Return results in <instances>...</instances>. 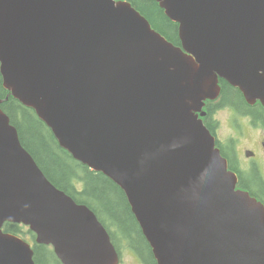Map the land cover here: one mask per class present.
I'll return each instance as SVG.
<instances>
[{"label": "water", "instance_id": "1", "mask_svg": "<svg viewBox=\"0 0 264 264\" xmlns=\"http://www.w3.org/2000/svg\"><path fill=\"white\" fill-rule=\"evenodd\" d=\"M156 1L181 45L129 1L0 0L4 86L125 188L158 264H264V206L236 189L197 114L220 78L264 102V0ZM5 221L78 264L118 263L96 215L46 177L0 109V264H35Z\"/></svg>", "mask_w": 264, "mask_h": 264}, {"label": "trees", "instance_id": "2", "mask_svg": "<svg viewBox=\"0 0 264 264\" xmlns=\"http://www.w3.org/2000/svg\"><path fill=\"white\" fill-rule=\"evenodd\" d=\"M151 22L152 26L173 43L180 45L178 24L172 21L156 0H130ZM222 102H230L244 110L247 105L240 91L222 80ZM0 98L3 107L17 126L23 145L31 152L48 178L59 188L85 203L95 211L107 212L126 232L138 230L125 192L109 177L92 170L63 149L51 130L40 120L32 108L24 106L2 86L0 74ZM257 174V173H256ZM259 176V174H258ZM244 181V180H243ZM243 185L248 184L244 181ZM264 193V185H261ZM100 210V211H99ZM6 231L19 234L22 225L7 222ZM37 264H48L47 247L36 245Z\"/></svg>", "mask_w": 264, "mask_h": 264}, {"label": "flooded vegetation", "instance_id": "3", "mask_svg": "<svg viewBox=\"0 0 264 264\" xmlns=\"http://www.w3.org/2000/svg\"><path fill=\"white\" fill-rule=\"evenodd\" d=\"M241 95L243 96L242 93ZM245 103L247 107L244 110L231 104L234 111L239 112L241 116H233L231 118V126L233 130L229 135H221V121L216 119V112L225 107L226 102L217 104L216 108H209L208 121L212 133L216 136L218 146L224 156L228 159L231 169L238 174L242 187L250 190L264 202V193L261 191V185H264V176L261 173L264 167V138L257 137L255 134L256 128H264V107L259 102L250 104L246 99ZM240 146H251L249 150L253 152L249 157L250 163H248L249 168L247 170L243 168V160L242 162L240 161V156L242 155L240 152ZM243 180L245 182L248 181L247 186L243 185ZM132 215L137 224L138 230L126 232L120 226L122 230L121 235L112 232V238L114 240L118 238L127 243L132 250L133 255L138 259V262L153 264L155 259L150 244L133 213Z\"/></svg>", "mask_w": 264, "mask_h": 264}, {"label": "rangeland", "instance_id": "4", "mask_svg": "<svg viewBox=\"0 0 264 264\" xmlns=\"http://www.w3.org/2000/svg\"><path fill=\"white\" fill-rule=\"evenodd\" d=\"M220 102H221V101H220ZM220 116L223 117V118H226V117L228 116V113H226V112H222V113H220ZM248 152H249V150H247V149L244 150L243 154L240 156V161H241V162H242V160H245V162H246L247 164L250 163V160L247 161V159H248ZM103 212H104V211H103ZM107 212H108V211H107ZM107 212H105L106 215L108 214ZM23 236H24L25 238H27L29 241L34 242V238H33V236L31 235V233H29V232L26 231V232L23 234Z\"/></svg>", "mask_w": 264, "mask_h": 264}, {"label": "clouds", "instance_id": "5", "mask_svg": "<svg viewBox=\"0 0 264 264\" xmlns=\"http://www.w3.org/2000/svg\"><path fill=\"white\" fill-rule=\"evenodd\" d=\"M255 134L257 137L264 138V128H256L255 129Z\"/></svg>", "mask_w": 264, "mask_h": 264}]
</instances>
